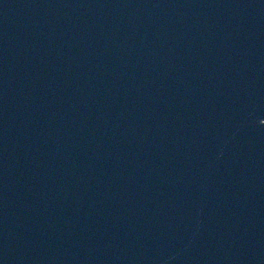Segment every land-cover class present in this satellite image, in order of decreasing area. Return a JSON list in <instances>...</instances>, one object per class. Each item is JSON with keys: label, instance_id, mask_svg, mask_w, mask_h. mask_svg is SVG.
<instances>
[{"label": "water", "instance_id": "obj_1", "mask_svg": "<svg viewBox=\"0 0 264 264\" xmlns=\"http://www.w3.org/2000/svg\"><path fill=\"white\" fill-rule=\"evenodd\" d=\"M0 264H264V0H0Z\"/></svg>", "mask_w": 264, "mask_h": 264}]
</instances>
